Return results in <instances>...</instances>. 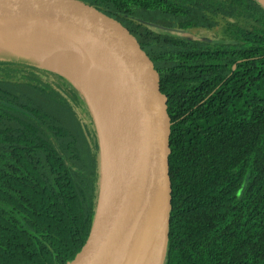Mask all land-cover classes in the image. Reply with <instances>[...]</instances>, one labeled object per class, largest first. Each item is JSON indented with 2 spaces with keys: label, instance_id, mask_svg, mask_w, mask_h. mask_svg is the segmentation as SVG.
I'll return each mask as SVG.
<instances>
[{
  "label": "trees",
  "instance_id": "1",
  "mask_svg": "<svg viewBox=\"0 0 264 264\" xmlns=\"http://www.w3.org/2000/svg\"><path fill=\"white\" fill-rule=\"evenodd\" d=\"M130 23L172 120L164 264H264V3L93 0ZM221 28L224 41L179 35ZM0 58V264H64L89 235L101 144L84 93L33 57Z\"/></svg>",
  "mask_w": 264,
  "mask_h": 264
},
{
  "label": "water",
  "instance_id": "2",
  "mask_svg": "<svg viewBox=\"0 0 264 264\" xmlns=\"http://www.w3.org/2000/svg\"><path fill=\"white\" fill-rule=\"evenodd\" d=\"M14 25L54 27L86 46L114 88L126 128L124 151L107 185H101L89 235L64 264H133L150 223L166 206L156 263L164 264L172 120L158 70L139 33L93 0H0V30Z\"/></svg>",
  "mask_w": 264,
  "mask_h": 264
},
{
  "label": "bare ground",
  "instance_id": "3",
  "mask_svg": "<svg viewBox=\"0 0 264 264\" xmlns=\"http://www.w3.org/2000/svg\"><path fill=\"white\" fill-rule=\"evenodd\" d=\"M25 53L42 65L68 76L86 92L97 90L109 110V123L102 128L105 186L124 147L126 128L114 88L92 52L71 35L54 27L14 25L0 30L3 50ZM102 127V126H101ZM166 206H161L150 223L133 264H156Z\"/></svg>",
  "mask_w": 264,
  "mask_h": 264
},
{
  "label": "rangeland",
  "instance_id": "4",
  "mask_svg": "<svg viewBox=\"0 0 264 264\" xmlns=\"http://www.w3.org/2000/svg\"><path fill=\"white\" fill-rule=\"evenodd\" d=\"M264 3V0H260ZM179 35L192 37V38H200L210 41H224V32L221 28L213 29V30H205L200 28H191L187 31H177ZM2 52V50H0ZM12 51H8L5 49L3 50V54L6 55L11 53ZM14 54V53H13ZM84 95L90 104V108L92 111V116L86 117V121L89 123L92 129H96L99 140L101 144V168H104V142L102 137V128L109 123V110L107 109L106 105L103 102V97L101 94L95 90L92 92L84 91ZM102 126V127H101ZM105 174L102 173V184H105Z\"/></svg>",
  "mask_w": 264,
  "mask_h": 264
}]
</instances>
